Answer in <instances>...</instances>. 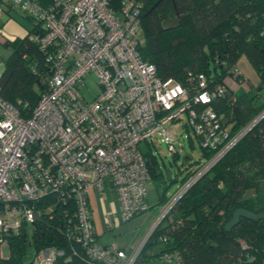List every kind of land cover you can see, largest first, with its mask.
I'll list each match as a JSON object with an SVG mask.
<instances>
[{
    "label": "built area",
    "instance_id": "1",
    "mask_svg": "<svg viewBox=\"0 0 264 264\" xmlns=\"http://www.w3.org/2000/svg\"><path fill=\"white\" fill-rule=\"evenodd\" d=\"M19 9L34 20L31 38L49 63L45 88L31 110L0 94V258L7 257L9 234L33 221L34 201L48 194L62 202L64 233L69 250L100 264H133L138 253L169 213L177 199L240 138L264 119L262 106L247 122L232 129L213 107V101L247 87L235 65L229 82H213L196 73V89L174 77L157 75L153 63L138 51V0H0V10ZM0 55V76L2 72ZM94 73L99 90L88 100L81 92L84 77ZM228 83V84H226ZM198 135L200 145L213 153L159 205L149 226L129 247L115 241L98 242L88 190L103 194L111 188L119 202L122 221L149 206L150 172L147 153L139 143L152 142L157 133L168 150L175 151L164 124L181 120ZM73 202V211L67 203ZM107 226L114 222L107 216ZM245 246V242L242 241ZM40 252V261L36 253ZM32 264L71 262L66 249L48 245L36 250ZM160 259L170 261L167 252Z\"/></svg>",
    "mask_w": 264,
    "mask_h": 264
},
{
    "label": "trees",
    "instance_id": "2",
    "mask_svg": "<svg viewBox=\"0 0 264 264\" xmlns=\"http://www.w3.org/2000/svg\"><path fill=\"white\" fill-rule=\"evenodd\" d=\"M138 1L142 38L137 48L144 60L155 65L158 76L174 77L191 93L196 89V73L204 72L208 79L219 82L230 72L238 56L245 53L259 75L258 89H264V0ZM35 30L33 21L31 33ZM9 43L12 51L2 67L0 94L13 103L17 99L26 101L27 105H21L20 109L29 112L45 88L49 63L46 53L32 38L14 39ZM259 97V92L250 95L244 90L226 93L213 101V107L236 129L264 106V98L258 101ZM195 136L200 144L198 135ZM201 149L205 158L213 153L211 149ZM150 154L146 156L150 177L162 182L154 203L158 207L168 198L164 194L167 179L163 168ZM180 168L176 174L181 172ZM33 203L40 219L32 221L30 239L27 223L23 222L9 234L10 251L7 257L0 258V264H23L28 244L35 250L56 245L72 256L71 262L58 258L50 264H100L84 256L78 245L75 246L77 254L69 250L62 217L66 206L62 202L48 194ZM67 206L73 211V202ZM236 207L254 212L264 210V119L177 199L133 264H148L150 260L160 259L163 252L170 254V261L175 254L177 264H264L261 220L241 216L229 230L223 228ZM171 217L175 218L173 226L169 222ZM154 246L156 251L152 249Z\"/></svg>",
    "mask_w": 264,
    "mask_h": 264
},
{
    "label": "rangeland",
    "instance_id": "3",
    "mask_svg": "<svg viewBox=\"0 0 264 264\" xmlns=\"http://www.w3.org/2000/svg\"><path fill=\"white\" fill-rule=\"evenodd\" d=\"M33 21L29 19V17H26L25 14L17 8L11 10H6V8H4L3 10H0L1 67H3L4 60L7 59L12 51V44L9 43V41L22 39L24 37L31 38ZM138 38H142V33L140 31L138 33ZM235 67L240 74V78L244 79L247 87H241L235 91H231V89L227 87V93L235 94L236 92L244 90L248 91L250 95H255L259 92L260 97L258 98V101L264 98V89H258L260 83L259 75L245 53H241L238 56ZM232 76L233 73L228 72L223 78L227 77L226 82H229ZM84 82L85 85L81 88V92L85 98L89 100L99 90L94 73L91 72L86 75L84 77ZM35 88L37 89V86H35ZM180 118L181 120H173L164 124V127L171 132L176 151L175 154L168 150L167 145L160 140L157 133L152 136V142H149V144L146 141H141L139 143L142 151L146 152L148 155L150 153L154 155L157 163L163 168V172L165 169L170 170L171 180L166 177V188L164 190L166 197H170L173 194L183 176L194 172L205 161V156L197 137L191 130H187L185 127V116L182 115ZM185 155H189L190 158H183ZM178 167H181V172H178L177 179H175ZM161 183V179L159 178L156 179V177L153 176L149 178L146 197V202L149 207L145 211L135 215L134 218L132 217L126 221H122L121 219L119 202L115 197V193L106 189L103 194L100 195L96 193L93 188H89V199L92 207L90 211L93 217L94 226L99 235L98 242L102 243L106 241L109 243L115 241L118 246H128L137 241L138 238L143 235L151 220L158 212V208L154 203L162 189ZM108 215H110L114 222L112 227L107 226ZM169 222L173 226L175 224V218H169ZM171 228L169 229L171 230ZM26 232L29 240L32 232L31 221H28L27 223ZM152 249L153 251H156L157 246H154ZM2 252L4 255L8 254V247L6 245L2 247ZM35 253L36 250L33 246L28 244L24 260L28 261L32 259L35 256ZM175 257L176 255L174 254L172 260L167 264H177ZM40 260V252H37L36 261Z\"/></svg>",
    "mask_w": 264,
    "mask_h": 264
},
{
    "label": "water",
    "instance_id": "4",
    "mask_svg": "<svg viewBox=\"0 0 264 264\" xmlns=\"http://www.w3.org/2000/svg\"><path fill=\"white\" fill-rule=\"evenodd\" d=\"M185 157H187L188 159L190 158L189 155H185L183 158H185ZM170 173L171 172L169 169H167L165 171V175H166L167 179L170 178ZM33 215H34L33 216L34 220L40 219V216L38 215V213L36 211L33 212ZM241 216L249 218V219L254 220V221L261 220L262 226H264V210L254 212V211L248 210V209L243 208V207H236L232 211L230 218L223 224V228L225 230H229L233 225H235L238 222V220L240 219ZM23 264H32V259L25 261ZM148 264H166V262L164 259L156 258L154 260H150L148 262Z\"/></svg>",
    "mask_w": 264,
    "mask_h": 264
},
{
    "label": "crops",
    "instance_id": "5",
    "mask_svg": "<svg viewBox=\"0 0 264 264\" xmlns=\"http://www.w3.org/2000/svg\"><path fill=\"white\" fill-rule=\"evenodd\" d=\"M167 169H165V171H166ZM170 176H171V173H170ZM169 179V178H168ZM175 179H177V174H175ZM94 189V188H93ZM106 189H108L109 191H112L113 192V190L111 189V188H106ZM95 190V189H94ZM95 192H96V190H95ZM97 193V192H96ZM114 193V192H113ZM116 197V196H115ZM88 201H89V206H90V209H92V207H91V204H90V199H89V190H88ZM110 216V215H109ZM135 217V216H134ZM133 217V218H134ZM92 219H93V217H92ZM95 227V226H94ZM95 231H96V234H97V237H99V235H98V232H97V229L95 228ZM98 241H99V238H98ZM101 243V242H100ZM107 242L106 241H104V242H102L101 244H106ZM132 244V243H131ZM130 244V245H131ZM130 245H128V246H122V247H124V248H127V247H129ZM120 246V245H119Z\"/></svg>",
    "mask_w": 264,
    "mask_h": 264
}]
</instances>
